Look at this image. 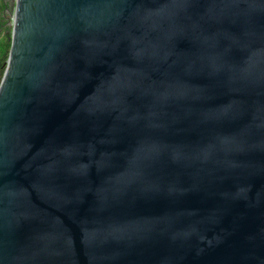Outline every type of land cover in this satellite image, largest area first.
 Segmentation results:
<instances>
[{
	"label": "water",
	"instance_id": "water-1",
	"mask_svg": "<svg viewBox=\"0 0 264 264\" xmlns=\"http://www.w3.org/2000/svg\"><path fill=\"white\" fill-rule=\"evenodd\" d=\"M0 82V264H264V0H17Z\"/></svg>",
	"mask_w": 264,
	"mask_h": 264
},
{
	"label": "flooded vegetation",
	"instance_id": "flooded-vegetation-1",
	"mask_svg": "<svg viewBox=\"0 0 264 264\" xmlns=\"http://www.w3.org/2000/svg\"><path fill=\"white\" fill-rule=\"evenodd\" d=\"M17 0H0V40L10 41Z\"/></svg>",
	"mask_w": 264,
	"mask_h": 264
},
{
	"label": "trees",
	"instance_id": "trees-1",
	"mask_svg": "<svg viewBox=\"0 0 264 264\" xmlns=\"http://www.w3.org/2000/svg\"><path fill=\"white\" fill-rule=\"evenodd\" d=\"M10 49V41L7 40V38H2L0 40V82L3 76V72L5 69V63L8 57V52Z\"/></svg>",
	"mask_w": 264,
	"mask_h": 264
}]
</instances>
